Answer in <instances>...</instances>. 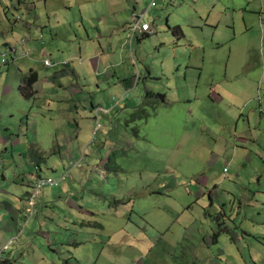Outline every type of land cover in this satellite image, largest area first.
Masks as SVG:
<instances>
[{
  "label": "rangeland",
  "instance_id": "obj_1",
  "mask_svg": "<svg viewBox=\"0 0 264 264\" xmlns=\"http://www.w3.org/2000/svg\"><path fill=\"white\" fill-rule=\"evenodd\" d=\"M149 3L0 0V128L18 139L0 141V264L264 263V0ZM133 7L151 32L129 43ZM74 61L76 122L58 85ZM29 70L38 94L24 97ZM20 160L39 165L28 186ZM65 172L33 195L35 177Z\"/></svg>",
  "mask_w": 264,
  "mask_h": 264
},
{
  "label": "crops",
  "instance_id": "obj_2",
  "mask_svg": "<svg viewBox=\"0 0 264 264\" xmlns=\"http://www.w3.org/2000/svg\"><path fill=\"white\" fill-rule=\"evenodd\" d=\"M133 11H136L135 10V7H133ZM132 11V12H133ZM26 33L29 35L30 34V29L28 28V29H26ZM1 37H3V36H1L0 35V38ZM39 50H36L35 52H38ZM69 60V59H68ZM20 61H22V60H20ZM74 62H76V61H74ZM73 63V62H72ZM77 63V65H78V68L76 69H73L72 70V73H73V75L75 76V78L74 79H76L77 77H83V75L84 74H81V75H79V73L78 72H83V70H84V67H83V65H81L82 64V61H77L76 62ZM76 70H80V71H78V72H74V71H76ZM97 77H98V74H97ZM23 78V77H22ZM94 78H95V76H94ZM52 79L54 80V77H52ZM77 80L78 79H76V80H72L71 82V85L70 86H66L65 88H63L62 86H61V84H58L59 85V87L60 88H62V89H64L63 91H65L66 92V94L68 95V96H73L74 98L72 99V100H69L70 101V104L68 103V101L65 103V105H64V108H65V113H66V118H68V119H72L74 122H76V120H75V118H74V116H76V115H78V107H79V104H78V101L80 100V98H75V96H79L80 95V97L82 98V100L84 101V102H87V98L84 96V89L80 86V84L77 82ZM20 82H19V85H18V90H19V87H20V85L22 84V79H20L19 80ZM75 81V82H74ZM39 82V77L37 76V80L33 83V85L31 86V90H32V92H33V96L34 95H37L38 94V89L36 88V85H37V83ZM86 84H83L82 86H85ZM11 87V85H10V83L9 84H7V88L9 89ZM47 88H50V87H47ZM88 93H90V94H92V93H94L92 90H89V91H87ZM52 93H54L55 95H56V92H55V90H53L52 89ZM89 108L91 107V110L89 109V113H90V115H96V113L95 112H97V115L98 114H100V113H102V112H106V109L104 108V107H102V106H100L99 104H97V103H95V104H93L92 103V101H90V103H89ZM97 106H99L97 109H95ZM99 110H102V112H98ZM104 114V113H103ZM71 125V124H70ZM75 125H76V123H75ZM101 128H102V126H101ZM9 129V127H3V126H1V128H0V132H1V142L4 144V145H6V144H8V143H12V141L14 142V144H18V139H15V138H13L12 136H14L13 134V132H9L10 134H6V131ZM16 135H18L19 136V134H16ZM60 138H58V141H57V139H56V142H55V144H54V146H56V148L57 149H59L60 150V152H59V155H60V158H62V159H64L65 161H66V164L68 165V166H70V168L73 166V165H75L76 166V164H74L75 162H79L80 164H81V162H80V160H79V158H78V153L79 152H77V150L76 149H68V151H66V152H64L63 151V146H61L60 145ZM16 145H14L15 147H16ZM31 145H29L28 144V147H27V150H26V152H19V157H20V159H23V162H27L28 161V159H29V157H30V154H29V152L31 151V147H30ZM20 148H21V146H20ZM68 152V153H67ZM34 153L36 154V157H35V163H37V162H39L40 160H43V158H44V156L43 155H45L46 153L44 152V151H34ZM69 155H74L75 156V158H72V159H69L70 158V156ZM77 157V158H76ZM67 159H69L68 161H67ZM23 162L20 160V162H17V163H15L14 164V166L12 167V169H13V178H14V180L17 182L18 180L17 179H19V181L21 182V183H25L26 184V186H28V177H29V175L30 176H32V174H34V170H35V168L33 169V171H30L29 172V170H27L25 167H24V165H23ZM83 163V162H82ZM21 164V165H20ZM38 165V164H37ZM103 165V164H102ZM14 167H16L17 168V170L15 171V169H14ZM77 167V166H76ZM40 168V167H39ZM5 179H6V177L5 176H3L2 177V180H3V182L5 181ZM8 205V204H7ZM226 225V223H224V226ZM261 225H264V224H261ZM226 228L228 229V227L226 226ZM227 231V230H226ZM233 234H235V233H233ZM236 236H234V238H235V240L236 241H239V235H238V233H236L235 234ZM247 235V234H246ZM248 235H252V236H254L255 235V233H248ZM264 237V236H263ZM244 238V237H243ZM255 238H258V239H262V237H258V236H256L255 235ZM258 243H260V244H262L261 243V241L259 240L258 241ZM249 254L252 256V254H251V252L249 251ZM205 256H204V258L201 260V261H205ZM253 258V257H252ZM198 259V258H197ZM264 264V263H263Z\"/></svg>",
  "mask_w": 264,
  "mask_h": 264
},
{
  "label": "built area",
  "instance_id": "obj_3",
  "mask_svg": "<svg viewBox=\"0 0 264 264\" xmlns=\"http://www.w3.org/2000/svg\"><path fill=\"white\" fill-rule=\"evenodd\" d=\"M155 5L154 3V0H150V3L148 5V9H151L153 6ZM146 11L147 10H144L142 12H135L133 11L131 13V20H130V24H129V33H128V38H129V43H131V41L133 40L134 37H137V32L140 30L143 34L144 33H148V32H151V29H150V26L145 23L143 21V18L146 14ZM142 34V35H143ZM21 46L23 45L24 43V40H21ZM18 46L15 48H11V46L5 48L7 52L10 53V55L13 56V59H16V55H21L22 57H29V54L30 52L28 51V49H24L22 48L23 50L21 52L18 53ZM18 53V54H17ZM6 53L5 54H2V59L0 60L1 63H5L6 64ZM67 62H64L62 63V65H66ZM44 65L45 66H52L53 63L51 62V60L49 59H45L44 60ZM80 160V159H79ZM74 164H80L79 162H75ZM36 170V169H35ZM68 175V172H65L61 175V177L59 179L57 178H53L51 176H48V175H39L37 177H35V179L33 180V195L36 194V193H39L40 189L42 187H44L45 185H57L60 180L64 179L65 177H67ZM31 192V193H32Z\"/></svg>",
  "mask_w": 264,
  "mask_h": 264
},
{
  "label": "trees",
  "instance_id": "obj_4",
  "mask_svg": "<svg viewBox=\"0 0 264 264\" xmlns=\"http://www.w3.org/2000/svg\"><path fill=\"white\" fill-rule=\"evenodd\" d=\"M148 33H144L142 35V38L147 37ZM29 73L27 75H25L22 78V84L19 87V92L21 93V95H23L24 97H29L32 96L33 92L31 90V86L33 85V83L37 80V72L33 71V70H29ZM154 94L155 96H159L160 94L158 93H153L152 91L147 90L145 92V96H149ZM161 96V95H160ZM54 152V151H53ZM39 165H35V169L36 167H38Z\"/></svg>",
  "mask_w": 264,
  "mask_h": 264
}]
</instances>
